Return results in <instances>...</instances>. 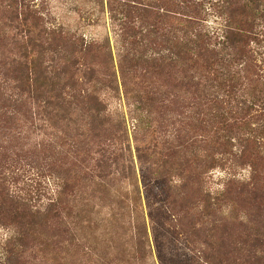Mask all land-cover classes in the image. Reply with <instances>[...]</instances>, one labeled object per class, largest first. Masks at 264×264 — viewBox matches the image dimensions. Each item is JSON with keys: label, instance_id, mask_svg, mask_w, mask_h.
<instances>
[{"label": "rangeland", "instance_id": "1", "mask_svg": "<svg viewBox=\"0 0 264 264\" xmlns=\"http://www.w3.org/2000/svg\"><path fill=\"white\" fill-rule=\"evenodd\" d=\"M14 2L19 12L13 27L9 17L16 5L0 0V188L19 200V214L4 218L6 206L0 199V264L6 262L3 246L16 225L27 221L35 223L34 232L25 239L24 253L9 264H160L145 197L141 200L125 177L132 174L144 189L142 176L151 178L152 172L139 161L136 148L149 146L153 136L149 127L139 126L123 85L119 62L125 50L109 0ZM209 6L195 16L206 29L219 28ZM138 22L132 37L134 52L146 61L160 60L173 39L176 21L149 15ZM153 26L157 37L149 34ZM30 37L40 44L37 86L33 80L24 85L21 74L14 71V59H24ZM144 69L145 77L137 80L127 72V82L129 86L130 80L139 82L138 89L156 92L160 98L154 108L156 123L167 132L186 125L185 96L191 93L187 84L180 86L178 69L170 63L160 72ZM93 95L105 109L104 124L98 129V121L92 119V124L87 117L93 112L87 105L95 104ZM189 138L181 137L179 142ZM79 166L87 167L80 174L89 179L75 193L63 190L58 197L61 178L70 181L78 176ZM227 166L207 175L205 188L212 195L226 190L231 173L238 181L249 179L248 167ZM22 212L29 216H21ZM242 214L237 211L236 216L241 219ZM228 223L236 225V218Z\"/></svg>", "mask_w": 264, "mask_h": 264}, {"label": "trees", "instance_id": "2", "mask_svg": "<svg viewBox=\"0 0 264 264\" xmlns=\"http://www.w3.org/2000/svg\"><path fill=\"white\" fill-rule=\"evenodd\" d=\"M10 1L16 5L9 17V24L14 27L19 5ZM147 1L109 0V5L112 16L117 15L113 24L121 26L119 36L125 54L119 66L124 88L130 93L139 126L149 127L153 136L149 146L136 148L139 161L149 165L152 172L151 178L142 176L144 189L132 174L125 177L140 199L145 197L159 263L264 264V0ZM207 3L219 20V28L206 29L195 16L205 11ZM149 15L157 20L169 17L176 21L173 39H164L170 42L160 60L146 61L134 52L132 37L137 34L138 21ZM30 17L33 22L38 21L36 15ZM30 17L23 21L28 23ZM128 21L133 25H128ZM151 29L149 34L157 37L153 33L156 27ZM28 42L31 45L24 46V56L28 58L14 59V71L21 74L24 85L33 80L37 86L42 62L36 48L40 44L35 37ZM106 42L110 45V39ZM128 58L131 61L125 60ZM169 63L178 69L180 86L187 84L191 93L185 96L186 125L175 132H167L153 118L160 101L156 92L138 89L139 82L131 80L129 86L126 75L130 72L131 79L137 80L145 77L144 67L146 71L159 68L160 72ZM91 100L95 104H87L93 111L87 117L91 123L92 119L98 121V129L104 124L105 109L98 95ZM186 136L190 138L179 142ZM229 164L248 167L249 179L238 181L236 174L231 173L226 190L212 195L205 188L207 175L214 168ZM127 168L131 173L132 166ZM86 170L87 167H80L78 176H72L70 181L61 178L58 197H62L63 190L71 194L78 191L89 179L80 174ZM0 199L6 206L3 217H18L19 200L6 194L4 188H0ZM237 211L243 213L241 219L236 216ZM235 218L236 225L228 223ZM34 227L33 221L16 225L13 236L3 246L5 264L24 253L21 249ZM140 228L138 224L136 229ZM144 231L147 234L146 225Z\"/></svg>", "mask_w": 264, "mask_h": 264}]
</instances>
